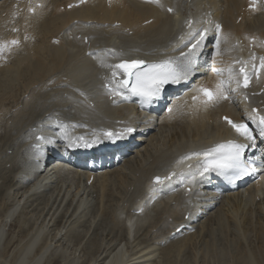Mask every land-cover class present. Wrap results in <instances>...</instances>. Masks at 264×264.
Listing matches in <instances>:
<instances>
[{
	"label": "bare ground",
	"instance_id": "bare-ground-1",
	"mask_svg": "<svg viewBox=\"0 0 264 264\" xmlns=\"http://www.w3.org/2000/svg\"><path fill=\"white\" fill-rule=\"evenodd\" d=\"M12 1L13 0L10 1L5 0L4 2L0 3V38L4 40L10 35L14 37H17L18 35L23 38L25 44L23 45L22 48L12 49L11 52L5 53L6 56H12V57L14 56L15 69H11V67L8 65H4L0 67V81H5L2 85H0V87H2L3 90V92L0 90V106L3 101V97L7 96L11 92H14V90L11 87L7 86L8 80L11 81L19 80L20 83L22 84L21 88L25 89L35 79H42L50 73L57 72L60 69L66 68L71 73H73L74 76H76L75 74H79V77L78 78L75 77V78L81 81L82 74L78 71V67L74 66L75 65L74 63H73L74 65L70 64L71 61H69V57L67 56L66 51L64 50V46L67 42V37L65 36V33L68 32L75 25H80V28L83 31L100 30L108 33L110 36L115 38L127 37L129 38V40L142 41L144 38L153 37L157 35L163 29V25L166 22H170V17L172 15V13H170L168 16H166L165 8H163V3H159L157 5L152 6V5L141 4L134 0H113L109 6L105 4V0H87L85 4L79 6L78 8H73L71 10H65V6L68 5L71 1H77V0H16L15 3H12ZM36 2H41L42 7L35 8ZM166 2H167L166 5L173 6L176 11L178 8L179 11L180 5H178V2L180 3V0H176L174 4H171L168 0H166ZM201 3L202 5L199 3L200 15L194 17L193 20H198L199 18L207 17L208 19L210 18V19L220 20L223 24V30L221 33L222 42L220 45V54L214 57L215 66L217 68L223 67L224 69H227L229 67L230 61L234 53V49L232 48V45L234 44L235 41L239 42V40H241V42L246 43L248 42V39L252 36L254 37L257 36L258 40L264 39V17H263L264 9L261 15H260V11H261L260 9L243 13L242 7L246 5V0H202ZM197 4L198 3H196L195 5ZM29 7L35 9L34 14L32 15L28 14ZM61 7H63V10H60ZM3 13L5 15L2 17ZM240 13L242 14L241 16L242 19L238 24H236L235 20L240 15ZM188 16L186 18H189ZM253 16L254 17L259 16L258 20L254 19ZM150 19H152L151 22L144 24L148 22V20ZM73 21H76V24H74ZM88 21L90 22L89 26L86 25ZM116 22L119 23V25H114V23ZM199 22L200 21L198 20V22L196 23ZM105 24L107 25L104 26ZM6 28L8 29L7 31L5 30ZM13 28L18 29V31L13 32L11 30ZM194 28H195V24L191 26V29L188 28L186 33H189ZM125 29L131 32L127 33ZM31 30L36 32L37 36H35L36 34L33 35V32L31 34L30 33ZM128 34L131 36H129ZM25 37H27V39H24ZM53 38L57 39L58 42H53L52 41ZM262 48L264 49V47ZM18 49L20 50L22 49V50L20 51ZM113 50L114 51L112 55H116V54L121 55L122 53V52L117 53V51L122 50V47H120L117 44L114 45ZM123 50L128 51V49L126 48H123ZM124 53L127 54L135 53L139 56H144V58L148 56L145 55L141 50L135 48L133 50H130L129 52H124ZM82 67L86 69L85 66L82 65ZM95 79L98 80V77ZM213 79L214 76L208 72L202 78L195 80L194 86L202 82L207 83L209 86H211ZM259 83H264V73H262ZM93 84L94 81L91 79L85 85V89L89 88ZM99 93H100L99 91L91 92L89 94L88 100L92 98L93 101H95L98 98L99 101V99L103 96V94L100 93L101 95L100 97ZM191 95L192 93L182 97L181 99H179L174 103L183 105L184 102L187 101L188 105H190ZM234 100L237 103V108H234V104L233 107H227L223 103L220 106L211 107L207 110L201 109L199 111H194L190 107L184 106L179 111H177L172 118H169L168 115L159 112V116L157 118L158 121L155 125H153V127H151L150 124H146V126H143L145 129L149 131L147 132L145 130L143 132V135L139 136L140 138L142 137V140L138 142V139H136L135 142L136 146L133 145L134 143L130 144L129 145L130 148L128 149L129 152H127L126 154H123L122 150H120L116 155H113L114 158L107 161V164L110 166L104 169L106 171H101L99 173L96 172V168L90 170L83 166L81 167L78 166L76 162L81 160L80 156L71 157V158L63 157L62 159H57L56 150H53V152L51 153L37 156L39 153L38 150L33 153L28 148L27 159H26L25 148H20L23 149L21 150V152H23L24 155L23 160L19 161L20 169H18L17 171H13V170L6 171L5 168H3V170L0 171V179L4 178L0 180V185L4 183V180L6 184L9 181V184L5 187L6 189L5 191L6 192L8 191V193L16 190L17 188H21L18 185L20 184L19 181L26 182V186L23 187V192L20 196L8 197L10 198L9 200L10 203L8 205L4 202L3 199V196L5 194L4 193L2 194V192H0L1 194L0 206L3 205L2 209L0 208V244H2L1 242L4 239L3 238L4 230H5L4 228L9 223V220H12L14 217L15 219H17L16 221L19 222L21 221L20 225L19 224L18 225H19V231L20 229H22V231L20 234L18 233L19 234L17 235L18 239L14 241V242H18L17 244L13 246L14 242H12L11 244L10 242H8L5 243V245L2 244L3 246L1 245L0 264H40L44 255L49 250H54L52 249L54 247V243L58 241L66 233L65 230L62 231L65 227L64 226L56 230V234L57 233L60 234V237L58 236L59 238L57 240H55L57 237L54 231H53L54 234L51 237H47V232L49 231L47 230L44 231V229H46L45 227L50 223V221L53 223L55 220L54 218H53L54 220L52 219V217H55L53 216L54 214L50 215L48 219L46 218L50 212L49 213L45 212V214H43L45 215L42 218L43 221L37 227H33V225L32 226L27 225V222L33 213L30 214L31 210H29L27 213H23L24 208L31 207L26 203V201L25 203L24 202L21 203V206L24 207H20L19 209H17V207L20 205V201H21L20 199L22 198V195L31 197L36 193L39 192L42 193L45 190L47 191L49 189H52V193L48 196L49 198H47L46 200L48 207L49 199L52 196V194L55 192L54 197L57 199L56 201H58V204L56 203V207L53 209V212L55 211L54 213H56V211L60 208V204H64L65 202V204L70 205V203L74 201V198L77 197L74 206L71 203L73 208L68 215L69 219L70 218L72 219L77 213H79L78 210H80L81 215L78 216L79 215L78 214L77 217L74 218L80 219L81 217L82 218L86 217L87 214L86 216L83 214V211L86 210V207H82V206L87 202V198L89 195H93V196L95 195L96 200H94V202L97 201L98 204H100L98 206L100 210H103L104 207L108 208L109 206H111L108 205V207H106L107 205L105 206V203L110 204L109 202H113V204L115 205V208L113 209L116 210L118 209L117 212H115L114 210H112L111 212L112 218L110 219H114L119 214H121V212L124 209V204L122 205L124 201L120 200L119 197L120 196L122 197L125 194V189L123 194L122 188L124 184H126L127 181L130 180V176L132 173H135L133 174V176L137 175L139 177L137 178L139 181L138 182L139 185L141 180L143 181L146 180L148 181V183L144 182L145 184H143V186L140 185L141 188L138 187L139 189L142 190V193L140 197L136 198L133 201L132 206L137 207L140 212L134 211V209H131L132 208L131 206L128 209V210L131 209L130 211H128V216L124 217L123 221L119 220V222L121 223L122 227H124L125 231L123 232H125L126 237H128V235L130 236L132 232L136 233L137 231L141 230L143 226H146L147 224L149 228L144 233H142V235L145 234L146 238L143 237L144 238L143 243L141 242V244L143 245L142 248L139 247L140 249H137L139 251V254L137 253L136 254L134 253L135 255L131 254L132 256L129 257V259L127 260L128 263L126 261L125 264H140V263L146 264V262H148L149 264L150 262L149 260H151V258L155 255L154 254L153 256H151V254H153L155 250H158L159 246H161L160 245L161 242H163L162 244H166V246L165 245L164 246L166 247L167 251L170 250L173 253L175 252L179 253V251L184 248L182 243L186 239L191 238V237L186 238L185 235L189 234L192 231H189L188 233H184L181 236L171 240L168 239V237L170 232L173 231L178 225H180L181 222H183L184 214L186 212H188V214L191 213L190 216L191 219L192 217H194L196 211L200 210L199 213L200 215L198 216L195 222L187 221V223L192 228L196 226V223L198 222L199 219H202L209 211H212L209 210L211 207L210 205L213 203V201L211 198H208L207 196L211 194V192H209L207 189V185L209 183L207 182L206 179L207 176L203 175L202 172L200 171L194 170L195 168H193L191 172L185 170L184 174H187V177H185L184 184H181L179 187H177V183L175 181L173 180L165 181L164 184L168 185L167 187L168 189H173V188L174 189L166 194H162L160 197L158 196V193H156L157 192L156 186L150 185L151 177L149 176L150 174L153 173L154 170L158 172L157 173L158 175H163L162 172L167 171L165 170V168L168 167L169 169L173 165L175 168L174 170L175 172H177V170L181 172L184 166H177L176 164V162L180 159L181 156L186 155L187 153L192 151L193 148L195 147H205L219 143L222 136L227 134V129L225 128L224 123L220 121L221 115L225 113L228 116H232L234 119H239L243 111V108H245V105L241 101H238V97L234 98ZM132 110L133 109L131 105L117 104V103H113L112 101L110 103L109 109L108 107H102L100 111L98 110V112L96 113L93 112L87 114L90 117L91 127L92 124L96 122H100V123L107 122L109 118H113V117L114 119L117 118L119 120L128 118L130 121L139 122L141 118H139L138 114ZM31 113H32L31 115H34L36 112L33 111ZM64 125L65 126L67 125L66 129H71V125L69 124H64ZM77 125H81V124L77 122ZM83 127L88 130V127H86L85 125H83ZM155 127L159 128V130H164L165 127H172L170 129L173 131L169 134V136L166 135L164 137V139L166 140V137L168 136L167 141L165 142L164 140L162 142L163 145L159 144L158 141L160 139L157 138V136L154 133L153 135L151 134L152 132L155 131L154 130ZM63 130L64 128L60 127V131L57 132H61ZM79 132L87 137H93L96 134L94 133V131L84 132L82 130H79ZM41 133L45 134V132H41ZM75 133L77 134V131H75ZM75 133L72 135H76ZM182 149L183 152L177 153L175 157L173 156L175 152ZM57 150L58 152H60V148H57ZM62 150H63V154L67 153L66 152L67 150L65 148H63ZM121 152L122 155H119V153ZM162 153L167 154L166 160L160 159ZM153 156L155 158L156 157L158 158L154 159ZM152 157L153 160L151 159ZM10 158L12 157H9L8 159ZM171 158H173L171 160V164L169 166L163 167L162 165L164 164L166 165L167 162L170 163L169 159ZM6 161L3 163L6 164ZM13 161H11V159L8 160L9 166L13 167L12 164ZM150 161L152 162V164L149 163ZM130 162H132L135 166L132 165L128 166ZM146 163L148 164V166L145 165ZM192 163L195 164V161H193ZM119 165H121V167L123 166V168L122 169H120L121 167L117 168ZM93 166L96 167L95 165ZM162 167L163 169H161ZM76 171H79L80 173ZM89 171H92L93 173V180L88 185L86 184V180L89 177ZM6 172H9L7 177L5 176ZM55 177H59L61 179L58 180L55 185L48 186L49 189H47L45 186L49 185V183L51 184V182L53 183ZM173 177H175V175ZM115 178L118 180L119 184L117 187L118 191L114 196L113 193L110 191L108 183L110 182V180H113ZM134 179L136 181V178ZM42 183L43 184L46 183V185L44 186L45 189H43ZM138 183L134 182L135 185H137ZM95 184H97L96 187H98L99 189L97 190V188H95V190L92 189L90 190L89 188L90 187L92 188V185L94 189ZM187 187H189L188 193L186 191ZM133 189H136V186ZM263 189H264V174L261 175L260 180L254 185H248L241 191L231 192L228 193L226 196H224L221 199V204H220L221 209L218 208L219 204L215 205L214 202L215 206L214 205L213 206L215 210L213 209V211H215L216 217L213 216V218H215L214 224L213 222H211L213 226L209 223L210 221H208L209 226H207L208 229L207 231L211 230L212 233V229H214V227L216 228L226 227L227 230L229 229L227 231L230 234L229 236L231 237L233 235L232 240L233 238L236 237L235 238V242H236L237 238L240 237L239 236L240 234L237 237L236 234H238L239 232L237 233L235 231L234 226H237L238 228L237 224H241V222H242V228L245 230H248L250 226L253 229V231L256 229H258V231L264 230L263 228L264 222H262L264 217H259L257 219L256 222L258 225L257 227L251 224V221L249 220L250 218H248V212L246 210V209H250L251 205L255 201V197H260L262 195L263 193L262 191H264ZM127 190L128 189H126V191ZM175 193H177V197L173 198V195ZM6 195L8 196V194ZM11 195H13V193ZM223 195L224 194H222L221 196ZM154 197H156V199L153 203H151V200ZM128 199L125 198V200ZM118 200L122 201V203H119ZM189 200H194L195 205H190V203H187V201ZM263 200L264 199L261 197L258 198L256 201L258 203V201H263ZM54 202L55 199L51 202L49 208H52L55 205ZM262 203H264V201ZM262 203L258 204V206L255 207L257 211H261L262 208L264 209V207H261ZM194 206H196L195 210H194ZM94 207L95 206H93V208ZM67 208L70 209L69 206ZM67 208H63L64 209V211H62L63 214H61V218L59 219L62 220L67 216V212H68L67 210H69ZM159 211H163L164 214L163 217L165 218V221H167V219L170 218V220L168 222H165L161 228H157L156 226L152 225L155 219V218L153 219L154 213H158ZM98 215L101 214L98 213ZM114 215L116 216L113 217ZM249 215H251V213ZM121 216L122 215H120V217ZM106 217L103 219H106ZM31 219L33 220L34 218L31 217ZM111 222L112 223L110 224H113L112 220ZM52 223L50 224L52 225ZM62 223H59L60 226H62ZM93 224L95 225V222H93V218H91V220L89 219V224H88L89 227L90 225ZM117 225L119 226V224ZM230 226L232 227L230 228ZM204 227L205 225L204 226L201 225L200 228L197 230V233L196 232L195 233L199 235V233L205 232L202 231ZM108 229L106 231H108ZM258 231L256 230V234L260 233V236L262 238L263 231L260 232ZM44 232H46V234H44ZM105 233L107 234L108 232ZM184 237L185 239H183ZM10 239L8 240L11 241L12 239L11 240ZM255 239L260 240L258 236H256ZM254 240L249 241V248H252L255 251L256 249L252 247V244H255ZM261 240H263V238ZM5 242H7V239ZM136 244L139 243L137 242ZM182 246L183 248H181ZM117 247L118 246L110 247L109 250L110 252H108V255L102 261L101 264H119V262L122 263L124 259V258L122 259V257L124 256V254L121 255L120 254L121 251L118 250L120 251L119 252L120 257H118L119 256L117 253L118 251L115 252ZM13 249L16 250L18 255H16L14 259L11 257L13 261L11 260L8 263L6 261L5 254H4L5 258H3L4 256L2 254L8 252L11 253ZM254 251H252L254 256L251 254L245 255L241 264H259V263L264 264V252L258 251L257 254H255ZM16 252L13 251V253ZM126 252L127 251L123 253ZM13 253L11 254V256L14 255ZM258 256L259 259H257ZM139 258H141L142 260L140 261Z\"/></svg>",
	"mask_w": 264,
	"mask_h": 264
},
{
	"label": "rangeland",
	"instance_id": "rangeland-1",
	"mask_svg": "<svg viewBox=\"0 0 264 264\" xmlns=\"http://www.w3.org/2000/svg\"><path fill=\"white\" fill-rule=\"evenodd\" d=\"M4 1L5 0H2V1H0V3L4 2ZM15 2H16V0L12 1V3H15ZM201 2H202V0H197V2H196L198 4L195 5L197 7L195 10V13H197V14H195V17L200 15V9L199 8H200V4L202 5ZM180 3L182 4V6L184 8L189 7V5L186 4V2L183 0H180ZM180 9H181V6L179 7V10ZM260 10H261L260 15H261L263 13L262 12L263 9H260ZM190 11H192V10H190ZM169 14L170 13L166 12V16H168ZM177 14H178V12L175 10L170 17V22H166L163 25V29L157 35H155L153 37L144 38L142 41L129 40V38H127V37H122V38L116 37L115 38V37L110 36L108 33L104 32V31H100V30H98V31H92V30L83 31V30H81L80 25H75L74 27H72L68 32L65 33V36L67 37V42L64 46V50L66 51V54L69 57V61H71L70 64L71 65L75 64L74 66H77L78 71L82 74L81 81H79L77 79L79 77V74H75L76 76H74L73 73H71L66 68L60 69L57 72L50 73L42 79H35L25 89L21 88L22 84L20 83L19 80H17V81L8 80L7 86L11 87L14 90V92H11L7 96H4L3 101L1 103V106H0V163L2 164L3 162H5L7 160L6 164L3 163L2 166L0 164V171L3 170V168H5L6 171H11V170L17 171L18 169H20L19 168V166H20L19 161L23 160V157H24L23 152H21V150H23V149H20V148H25V150H26L25 157L27 159V149H28V147L26 145L27 141L30 138L34 137L37 133L45 132V134H46V132L48 130H46L45 128L49 123H51V119L54 117L57 118L58 120H64L65 123L69 124V125L70 124H77L76 121H80L79 124H81V126L85 125L86 127H88L89 132L93 131L92 127L90 125V117L88 114L93 113V112L96 113V112H98V110L100 111V109L102 107H108V109H109L111 102H109L106 99V93L102 92L100 90L99 86L97 87V80L95 78L99 77L97 75H99L100 73H98L97 71L95 72L94 69H96L95 66L97 64H100V62L94 61L93 59H91V57H94V59H96V58L100 57L101 54L105 57L107 55L104 54L103 52H106V51H107V53L113 54L112 50H106L108 48L106 46L107 43H109L110 46H113V44H117L120 47H122V50L117 51V53L122 52V51L123 52H129L130 50H133L134 48L140 50L139 48H137V46H143L144 48H153L154 45H161V46L164 45L169 41L170 37L173 39L176 36V34L179 33L183 29V26L184 27L186 26L182 23L183 22V20H181L182 16L177 15ZM259 16H255V17L253 16V17H254V19L258 20ZM188 17L190 18V16H188ZM32 32H33V35L36 34L35 36H37L36 32L31 30L30 33L32 34ZM126 32L130 33L131 31H128L126 29ZM95 36H98V38H95ZM129 36H131V35H129ZM85 37H87L88 39H86ZM0 40H3V39L0 38ZM164 40H165V43H164ZM111 42H113V44ZM123 48L128 49V51L123 50ZM166 50H167V46H163L160 48V50L157 53H161V52H164ZM86 51H89L90 55L87 56ZM102 64L107 65L105 60L102 61ZM4 65H8L11 67V69H15V58H14V56L12 57V56L4 55V57L0 58V67L4 66ZM82 65L85 66L86 69H84L82 67ZM75 77H77V78H75ZM91 79L94 81V84L92 86H90L89 88L85 89V85ZM4 82L5 81H0V85H2ZM0 90L3 92L2 87H0ZM94 91H99L101 94H103V96L99 99V101H98V98L95 100L93 107H89L87 101H86V103H87L86 106H83V102L81 101L82 97L85 98L87 96V99H88L89 94L91 92H94ZM116 106H118V105H116ZM33 111H35L36 113L34 115H31L32 114L31 112H33ZM68 116H73L75 118H71ZM65 123L63 122V124H61L59 126V128L63 127L65 130L66 126H67V125L66 126L64 125ZM170 128H172V127H165L164 130H159V128L155 127V129H154L155 131L152 132L151 134L153 135V133H154L157 136V138L160 139V140L158 139L159 144L163 145L162 142L165 140L164 137L166 135L169 136V134L173 131ZM33 130H37V132H34ZM167 137H166L165 142L167 141ZM180 152H183V149L175 152V154L173 156L175 157V155H177V153H180ZM9 157L14 158V159L10 158L11 161L14 160L12 162L13 167L9 166V162H10V161L8 162V160H10V159H8ZM153 157L151 158L152 160H153ZM156 158H158V157H156ZM156 158L154 157V159H156ZM166 158H167V154L162 153V156L160 157V159L166 160ZM173 158L169 159L170 163L167 162L166 165L164 164L162 166L163 167L169 166L171 164V160ZM149 163L152 164L151 161ZM6 165H7V167H6ZM130 165L135 166L132 162H130L128 164V166H130ZM145 165L148 166L147 163ZM151 166H153V165H151ZM120 167H121V165H119L117 168H120ZM163 167L161 169H163ZM122 168H123V166L120 169H122ZM72 171H74V170H72ZM76 172L80 173L79 171H76ZM8 174H9V172H6L5 176L7 177ZM133 174H135V173H132L130 176V180L127 181V183L128 182L129 183L124 184V186L122 188L123 194H124V189H125V194L123 195L124 197L123 196L119 197L120 200H123L124 202L122 203V201L118 200L119 203H122V205L124 204V209L121 212V214H119L114 219H110V218H112L111 212H112V210L117 212L118 209L117 210L113 209V208H115V205L113 204V202H109L110 204L105 203V206L107 205L106 207H108V205H111V206H109L110 208L104 207L103 210H100L98 208V206L100 204H98L97 201L94 202V200H96L95 195L94 196L89 195L87 198V202L85 204H83V206H82V207H86L87 211L85 209H84L85 211H83V214L85 216L87 214L86 217H83V218L81 217L80 219L74 218V217H77L78 214H79L78 216L81 215L80 210H78L79 213H77L72 219L68 218V215L71 212L77 197H75L74 201L71 202L73 206L71 205V203H70V205L69 204L67 205L64 202L65 206H64V204H60V208L56 211V213H54L55 211L53 212V209L56 207V203L58 204V201H56L57 199L54 197L55 192L52 194V196L49 199L48 207H47V200L46 199L49 198L48 196L52 193V189H49L48 186L55 185L57 183V181L61 179L59 177H55V180L53 181V183L51 182V184L49 183V185H46V183L45 184L42 183L43 189H45V187L47 189H49L47 191L45 190L42 193L41 192L36 193L35 195H33L31 197H27V196L22 195V198L20 199L21 200L20 205L17 207V209H19L20 207H24V206H21V203L22 202L25 203V201H26V203L28 205H30L31 207L30 208L29 207L24 208L23 213H27L29 210H31L30 214L33 213L30 216V218L27 222V225H31V226L33 225V227H37L43 221L42 218L45 216L43 214H45V212L46 213L50 212L46 218L48 219L50 215L54 214L53 216H55V217H52V219L54 218L55 220L53 219L54 220L53 223L50 221V223H52V225L49 223L45 227L46 229H44V231L45 230L49 231V232L46 231L47 237H51L54 234V232L56 234L57 229L65 226L64 229L62 230V231H64V230L66 231L65 235H63L58 241H56L54 243V247L52 248L54 250H49L44 255V257L42 258V261L40 264H72V262H73V264H88V263L89 264H99V262L101 264L102 261L108 255V252H110L109 251L110 247H114V246H118L116 248L115 252H117L118 250H120L122 252V253L120 251L117 252L119 255L118 257H120V254L121 255L124 254V256L122 257V259L124 258L122 261L123 264H125L126 261L129 259V257L132 256L131 254H133V255H135L136 253L139 254V251L137 249H140L143 246L141 244V242L143 243V240H144L143 237H145V234L142 235V233H144L149 228L148 224L146 226H143V228L141 230L137 231L136 233L132 232L130 234V236L128 235V237H126L125 232H123V231H125L124 227H122L121 223L119 222V220L123 221V218L128 216V211H129L128 209L132 206L133 201L136 198L140 197L139 194L141 195L142 190L139 189L138 187L141 188L140 185L143 186V184L148 183V181H146V180H144V181L141 180L140 185H139V183H138L139 181L137 179L139 177L137 175H135L136 176L135 177V176H133ZM133 177L136 178V181ZM1 179H4V178H1ZM134 182L138 183L137 184L138 186L135 185ZM19 183L20 184H18V185L21 188H17L16 190L11 191L9 193H8V191L7 192L5 191L6 190L5 187L9 184V181L6 184L5 180H4V183H2L0 185V187H2V188H0V190H1L0 192H2V194L3 193L5 194L3 196V199L7 205L10 203V201H9L10 198H8V197H15V196L18 197L22 194L23 187L26 186V182H20L19 181ZM59 184H61V183H59ZM118 184L119 183H118V180L116 178L113 180H110V182L108 183L110 191L113 193L114 196L116 195V193L118 191V189H117ZM57 186H59V185H57ZM63 186H65V185H63ZM96 186H97V184L94 185V189H93V185H92V188L90 187L89 189L95 190V188H97V190H98L99 188ZM125 186H126V188H125ZM135 186H136L137 190L133 189V188H135ZM126 189H128V190L126 191ZM132 189H133V191H132ZM129 192H130V194H129ZM133 192H134V194H133ZM262 192L263 193L260 197H255V201L251 205L252 208L250 207V209H246L248 212V218H250L249 220L251 221V224L255 225L257 227H258V225L256 223L257 219L259 217H264V214H263L264 209L262 208L261 211H257L255 208L258 206V204H260L264 201V200L258 201V203L256 201L258 198H261V197L264 199V191H262ZM12 193H13V195H11ZM6 194H8V196ZM98 194H99V192H98ZM131 194H132V196H131ZM227 194H224L223 196H221L219 198L220 201L218 200L216 202V205L219 204L218 208L221 209V206H220L221 199L224 196H226ZM174 197H177V193H175L173 195V198ZM125 198L126 199L129 198V199L125 200ZM54 199H55V202H54L55 205L52 208H49V206L51 205V202ZM58 199H59V196H58ZM192 201L194 202V200H192ZM66 205H67V207L69 206L70 209L67 208ZM261 205H259V206L264 207V203H262ZM2 206H0L1 209H2ZM61 206H62V208H61ZM93 206H95V207L93 208ZM125 206H126V208H125ZM63 208H67L69 210H67L68 211L67 216L65 218H63L62 219L63 221H62L59 218H61V214H63L62 213V211H64ZM213 209H214V207L210 209L212 211H209L205 215V217H203L202 219H200L196 223V226L191 228L192 229V232H190L191 234L189 233V234L185 235L186 238H188V237H191V238L186 239L182 243L184 248L182 246L181 248H183V249H181L179 251V253L178 252L173 253L170 250L167 251L166 247H165L166 244L160 243L161 246H159L158 250H155L156 253L154 251L153 254H151V256H153L154 254L155 255L153 256L154 258L152 257L151 260H149L150 261L149 264H241L245 255L251 254L254 256V254L252 253V251H254V250L252 248H249V241L254 240L256 236H258L260 240L255 239L254 240L255 244H252V247L256 249L254 251V253L257 254L258 251L264 252V237H263L264 236V233H263L264 230H260V231H263L262 232L263 240H261L262 238L260 236V233H257L259 235L256 234V230L258 231V229L253 231V229L250 226V228H248V230H245L242 228V222H241V224H237L238 228H237V226H234L235 231L237 233L239 232L238 234H236L237 237L240 234L239 235L240 237H238V238L241 239V240H239L237 238L238 241L236 240V242H235L236 237L234 236L235 238H233V240H232L233 235L231 237L229 236L230 234H229V232H227L229 229L227 230L226 227H223V228L214 227V229H212V233H211V230H209L210 231V233H209V231H207L208 230L207 226H209V223L213 226L214 219H215V218H213V216L216 217L215 211H213ZM92 212H93V214H92ZM211 212H212V214H211ZM98 213L101 215H98ZM223 213H224V211H223ZM250 213H251V215H249ZM39 215H40V217H39ZM120 215H122V216L120 217ZM115 216L116 215H114L113 217H115ZM163 216H164L163 211H159L158 213H154L153 219L154 218L155 219H154V222L152 223V225L156 226L157 228H161L165 222H168L170 220V218H168L167 221H165V218ZM31 217L34 219L32 220ZM105 217H106V219H103ZM210 217L212 218V220ZM91 218H93V222H95V225L93 224V225H90V227H89V225H88L89 219L91 220ZM57 219H58V221H57ZM16 220L17 219H15V217L12 220H9V223L4 228L5 229L4 235H3L4 239L1 242L2 244L5 245V243H8V242H10V244H11L12 242H14L18 239L17 235H19L21 233L22 229H20V231H19V225H20L21 221L19 222ZM111 220L113 221V224H110V223H112ZM239 220H240V218H239ZM208 221H210V222L208 223ZM211 222H213V224ZM262 222H264V219L262 220ZM59 223H62V226H60ZM117 224H119V226ZM55 225H57V226H55ZM201 225H203V226L205 225L204 229L202 230L205 232H201L198 235L196 233H197V230L200 228ZM55 227H57V228H55ZM231 227L232 226H230V228ZM263 228H264V225H263ZM103 229H105V230H103ZM107 229H108V231H106ZM250 229H252V230H250ZM260 231H258V232H260ZM46 232H44V234H46ZM105 232H108V233L106 234ZM6 236H8V237H6ZM9 236H11L12 238ZM58 236L60 237L59 233L56 234L57 238L55 240H57L59 238ZM109 236H110V238H109ZM185 237L183 239H185ZM6 239H7V242H5ZM8 239H10L11 241H9ZM102 242H104V243H102ZM137 242L139 244H136ZM17 243L18 242H14L13 246ZM2 244H0V248H1ZM108 246H109V248H108ZM13 251L16 252V250L13 249L12 252L10 251L11 253H9V252L3 253V254L1 253L3 256L5 254L6 261L8 263L11 260L13 261V259L16 257V255H18L17 252L13 253ZM125 251H127V252L123 253ZM119 252H120V254H119ZM128 252H130V253H128ZM12 253L14 255L11 256ZM5 256L3 258H5ZM7 256H8V259H7ZM11 257L13 259H11ZM257 259H259V256L257 257ZM73 260H75V261H73ZM139 260L141 261L142 259L139 258ZM122 263L119 262V264H122ZM127 263H128V261H127ZM146 264H148V262H146Z\"/></svg>",
	"mask_w": 264,
	"mask_h": 264
},
{
	"label": "snow or ice",
	"instance_id": "snow-or-ice-1",
	"mask_svg": "<svg viewBox=\"0 0 264 264\" xmlns=\"http://www.w3.org/2000/svg\"><path fill=\"white\" fill-rule=\"evenodd\" d=\"M83 3L84 0H81ZM150 3H158V0H146ZM256 0H250V8L255 10ZM42 7V5H37ZM71 7V5H69ZM30 13L35 9L29 7ZM169 12L173 9L169 8ZM187 25L191 29L193 21L191 19L186 21ZM210 23V21H205ZM217 36L213 47L215 48L214 57L220 54L221 45V25H215ZM13 32L18 29H11ZM207 29L191 30L188 33V40L184 42L183 46L187 48V52H181L180 57H169L161 59L156 62H146L143 59L135 60H121L116 64L104 65L110 69V80L105 84V88L111 96L119 97L124 100L130 99L131 96H138L144 103H152L158 100L161 93L164 91L166 85L179 84L181 81H186L191 74L195 71V56L198 54V50L201 47ZM27 39V37H25ZM254 40L255 38H251ZM20 41L18 39L0 40V58L4 57L6 52H11L14 46H18ZM259 64L255 61L257 57L255 53L251 54L250 61L236 60L234 65L238 64L239 69L236 71L233 66H229L227 69H220L215 66V59L213 60V67L211 72L217 77L213 86H209L207 83H199L192 89L191 104L185 101L183 105L173 103L168 107V117L172 118L177 111L182 107L188 106L194 111L201 109L207 110L211 107H215L221 101L231 100V93L237 92L240 89H248L252 80V74L255 73L257 81L264 73V56L258 58ZM251 67L249 68V64ZM227 72V78H223L224 72ZM234 85V86H233ZM244 98L247 99V94H244ZM113 100V103H116ZM252 113L256 115L248 114V119L255 124L256 129L259 131L261 137H264V115H260L257 109H252ZM224 122L231 128V130L238 136L244 138L249 143H241L235 139H229L222 143H217L213 147L202 151L189 152L186 155L180 157L176 162L177 166H184L181 175L187 170L191 172L193 168L200 172H216L220 175L226 176L230 182H235L236 179H240L245 175H248L251 171L250 165H254L260 157L255 160L245 161L244 156L246 150L251 144L255 147V138L253 136L252 129L249 123L245 121L236 122L228 116L223 117ZM134 129L127 127L122 133H113L110 131L104 132V136L108 139L114 137L118 138L126 133H132ZM81 143L76 146L90 147L91 145L84 141L83 137H80ZM38 143L34 144V148H39L40 143L45 142L43 136H36ZM69 146H72L71 144ZM195 161V164L192 162ZM176 175L175 171L169 172L167 176H156L152 180L153 185H164L165 181L171 180Z\"/></svg>",
	"mask_w": 264,
	"mask_h": 264
}]
</instances>
